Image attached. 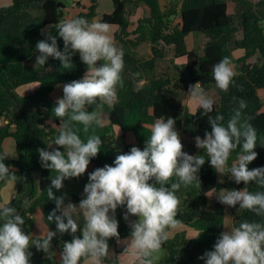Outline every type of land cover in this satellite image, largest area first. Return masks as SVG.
Segmentation results:
<instances>
[{
  "label": "trees",
  "instance_id": "obj_1",
  "mask_svg": "<svg viewBox=\"0 0 264 264\" xmlns=\"http://www.w3.org/2000/svg\"><path fill=\"white\" fill-rule=\"evenodd\" d=\"M109 1L113 5L112 12L103 14L98 20L118 27L114 38L124 52L125 68L122 73L123 87L117 88L118 100L114 109L107 105L91 106L92 110L102 111L110 120L106 127L95 129V134L101 136L103 143L98 156L90 161L92 171L106 164L113 165L116 155L130 151L132 146L120 144L126 133H131L135 146L143 150L150 135V125L160 118L172 117L176 120L183 151L190 155L202 154L203 150L195 146V137L203 138L211 130L208 116L202 115V110L198 109L190 112L182 104L189 83L197 82L213 94L212 116L223 114L227 119L232 109L238 106L233 97L237 102L240 99L246 101L245 113L254 117L251 123L257 131L255 151L258 153L257 159L248 167H264V0H168L165 10H161L158 0ZM138 5L145 6L148 14L138 19L135 28L128 31L130 6L135 8ZM96 8L97 0H91L90 5L82 7V11L74 17L91 21L97 16ZM64 9L65 4L61 0H11L10 5L0 7V154L4 140L11 138L17 157L14 160L5 159L4 163L17 178L27 183L26 193L11 200L12 206L25 216L23 226L26 228L33 224L31 215L34 211L42 212V219L46 222V217L55 209V201L47 198V189L56 173L42 167L37 151H51L57 147L48 148L57 135V129L51 127L49 121L57 126L60 123L52 113L55 101L50 93L57 85L81 79L87 67L80 55L74 53L70 69H64L59 60L51 57L44 67L33 69L35 57L39 54L35 46L46 38L49 31L56 36L58 47L63 51L62 38L50 26L65 18ZM177 18L179 22L174 24ZM190 34H200L205 38L201 48L187 47L186 37ZM141 42L151 45L149 60L136 58L133 49ZM166 47H171L174 59L184 58L185 62L180 67L184 77L175 79L169 73H159L157 77L147 79V73L154 72L158 62L164 60ZM236 50L242 51V54L234 58ZM255 54L259 56V63L249 64L248 59ZM223 57L230 58L237 73L228 92L219 90L212 78L213 65ZM174 68L179 70L178 66ZM137 72L141 74L139 77L133 75ZM30 84H36L38 88L25 95L17 93L18 88ZM77 127L81 129V137L85 138L82 126ZM116 129L121 131L120 135L116 134ZM60 150L63 151L62 148ZM197 175L200 187L194 183L187 189L182 186L177 192L181 200L177 219L182 220L184 225L197 223L202 233L198 239L187 240L184 234L170 238L163 245L164 253L157 264H206L205 259L200 257L214 250V244L223 232L226 214L225 206L217 199L210 207L207 193L245 187L243 182L236 184L230 174L221 183L219 174L208 161ZM2 184L0 182V186ZM249 189L254 191L256 186L251 184ZM53 193L60 197L62 189L53 188ZM23 198L29 201L26 209L21 207ZM238 209L239 205L231 208L235 223L241 219H260L248 211L238 212ZM125 211L126 208H118L115 213L121 239L128 237L131 231L128 222L123 219ZM135 219L130 217V220ZM48 227L56 231L54 222ZM82 227L81 222L77 235L81 234ZM71 239L70 234L57 232L52 246L62 248V243ZM114 240L110 238L108 244ZM31 252L30 264H54L47 257ZM55 264L59 262L55 260Z\"/></svg>",
  "mask_w": 264,
  "mask_h": 264
},
{
  "label": "clouds",
  "instance_id": "obj_2",
  "mask_svg": "<svg viewBox=\"0 0 264 264\" xmlns=\"http://www.w3.org/2000/svg\"><path fill=\"white\" fill-rule=\"evenodd\" d=\"M50 28L62 38L63 51L49 31L35 46L39 54L33 69L44 67L50 57L59 60L64 69H70L72 55L78 52L87 71L81 79L63 84V95L55 101L52 113L60 123L57 126L49 121L57 129V135L48 146L57 147L51 151L37 150L42 167L56 173L47 189V198L55 201V209L46 222L33 218L40 229L36 235L22 230L25 216L12 206L11 200L0 202V264H30L33 246L55 264L57 253L52 250V241L57 232L72 236L62 243L59 264H156L163 245L184 227V222L177 219L181 205L177 192L194 183L200 187L197 174L206 161L217 174H230L236 184L245 185L239 190L221 189L215 194L218 201L229 207L239 205L238 212L248 211L260 219H241L235 223L234 218L227 216L222 224L225 230L217 238L214 250L200 259H205L206 264H264V167H248L258 156L257 131L251 123L254 117L245 113L246 101L237 102L235 97L233 101L238 106L227 119L223 114L210 115L215 101L200 82L189 85L187 100L189 107L208 116L211 130L203 138L195 137V146L203 150L202 154L183 151L176 120L160 118L150 125L143 150L132 146L129 152L116 155L114 166L106 164L88 174L79 204L65 203V196L54 195L53 188L60 190L66 179L85 174L90 161L98 156L103 142L95 129L106 127L110 120L91 106L107 105L114 109L117 88L123 87L125 64L124 52L117 47L111 26L106 22L73 16ZM236 75L228 57L213 65L212 78L222 92H228ZM78 125L82 126L85 138L79 134ZM7 156L10 155L0 154V182L11 185L17 175L4 163ZM251 184L256 190L249 189ZM21 207H29L27 198L22 199ZM118 208H126L123 219L131 230L123 240L115 216ZM52 222L56 231L48 227ZM81 222V234L77 235ZM201 233L191 232L187 240L198 239ZM110 238L123 245L121 254L110 253Z\"/></svg>",
  "mask_w": 264,
  "mask_h": 264
},
{
  "label": "crops",
  "instance_id": "obj_3",
  "mask_svg": "<svg viewBox=\"0 0 264 264\" xmlns=\"http://www.w3.org/2000/svg\"><path fill=\"white\" fill-rule=\"evenodd\" d=\"M91 1V0H90ZM161 10L165 9L166 6H162V3L164 4V2L162 0H158ZM111 2V1H110ZM11 4V0H0V7L2 6H8ZM65 4V3H64ZM89 2L87 4L81 3L80 0H70V3L65 4V9H64V16L65 18L67 17H73L75 15H77L79 12L82 11V7L87 8L89 6ZM168 6V5H167ZM113 10V5L111 3L110 8L106 7L104 11L100 12L97 10L96 8V13L97 16L94 17L92 20H98L103 14H109L111 13ZM148 14L147 8L143 5H138L137 7H132L130 6V11L128 14V21H129V29L128 31L132 30L135 28L136 23L138 21V19L146 17ZM179 22V18H177L174 21V24ZM111 26V31L113 32V38L114 35L117 33L118 31V27L114 26V25H110ZM189 36V35H188ZM191 36H201V41H203V44L205 42V38L200 35V34H190L189 38H191ZM187 38V37H186ZM188 38V39H189ZM115 43L120 46L121 49V45L116 42L115 38H114ZM187 43V47H188V40L186 41ZM203 45H201L202 47ZM170 48L171 47H166ZM194 49V48H191ZM136 58L140 59V60H149L152 56L151 54V45L148 42H141L139 43L134 49H133ZM77 53V52H76ZM78 54V53H77ZM241 55V53L238 54L237 57H239ZM234 57V56H233ZM236 58V57H234ZM183 60V62H181L180 67L182 66V64L185 62L184 58H180ZM180 59H174L173 57H171V59H168L166 56L164 58V60L159 61L158 63H161L164 61V70L162 73H169V75L171 74V68H174V66H177L176 63H179ZM176 70V69H175ZM152 72V71H151ZM155 71L153 72V76L155 75V77H157L158 73L154 74ZM31 85V84H30ZM30 89L29 91L26 92H18V94L20 95H25L29 92H32L34 90H36L38 88V86L35 84V86H29ZM62 85H57L53 91L50 93V97L52 98L53 101H56L57 98L61 97V92H62ZM57 94V96H55ZM120 135V134H119ZM127 136V135H126ZM124 135V140L123 142H120L121 145H124L127 143H125L127 140V138ZM132 138L134 139V136L131 134ZM131 138V139H132ZM129 143V142H128ZM131 144L130 146H135V141L134 144H132L131 142L129 143ZM48 148H54V145H52L51 147L48 146ZM7 153L10 156H7L5 159L6 160H14L16 159L17 155L15 152V144L14 141L11 138H7L4 140L3 144H2V154ZM92 172V165L88 166L87 171L85 172V174H83L82 176H80L79 178H70V179H66L63 183L64 186L62 188V193L61 196H65V203H68L69 201L75 204H79V201L83 198L84 193H83V189L84 186L88 183V174ZM27 183L24 179L22 178H17L16 182L14 184H6L3 183L0 186V202H3L5 200H13L14 198L23 195L24 193H26L27 191ZM41 213L39 210L34 211V213L31 215V218L33 220V218L35 217L36 220H43L42 219V215H37ZM32 232L33 234L38 235L40 229L38 228L37 224L33 221V224L30 228H27V232ZM125 238H122L121 240H123ZM110 251L112 249H114V253L115 255H119L122 253L123 251V245L122 244H118L117 241L113 242V245L109 247ZM52 250L55 251L57 253V256L55 257V260L57 262H59V253L62 251V248L60 247H54L52 246ZM30 251H34V253H36L37 255H42L45 256V253H43L42 251H38L34 246L30 248ZM113 259L115 258V256L112 257ZM157 264V261H156Z\"/></svg>",
  "mask_w": 264,
  "mask_h": 264
},
{
  "label": "rangeland",
  "instance_id": "obj_4",
  "mask_svg": "<svg viewBox=\"0 0 264 264\" xmlns=\"http://www.w3.org/2000/svg\"><path fill=\"white\" fill-rule=\"evenodd\" d=\"M61 1H62L63 3H65V4L70 3V0H61ZM162 1L164 2V4L162 3V6H163V7L168 5V0H162ZM80 2H81V3H84V4H87V3L89 2V4H90V0H80ZM110 6H111V2H110L109 0H97V10L100 11V12L104 11L106 7H109V8H110ZM163 10H165V9H163ZM91 21H92V20H91ZM112 33H113V32L111 31V34H112ZM112 36H113V34H112ZM189 36H190V35H189ZM189 36H187V38H186V41L188 40V48H189V49H191V48H194V49H199V48H201V45H203V41L200 40V39H201V36H194V37L191 36V38H189ZM188 38H189V39H188ZM186 43H187V42H186ZM116 45H117V44H116ZM117 47L120 48V46H118V45H117ZM77 53H78V52H77ZM165 53H166V57H167L168 59H171V57H172L171 49H170V48H167V49L165 50ZM239 53L242 54V51L236 50V51L233 52V56H234V57H237ZM78 54H79V53H78ZM181 62H183L182 59L179 60V63H176V65L179 67V70H175V68H171V74L174 75V78H175V79H176V78H177V79H180V78H183V77H184L183 74L181 73V68H180ZM247 62H248L249 64L259 63V56H258L257 54H255L254 56L250 57V58L248 59ZM164 64H165L164 61L161 62V63H159V64L157 65V67L155 68V73H154V74H156V73H158V74H159V73H162L163 70H164ZM234 68H235V66H234ZM86 71H87V67H86ZM154 76H155V75H154ZM151 78H153V72H149V73H147V79H151ZM189 85H193V84H192V83H189ZM189 85H188V90H189ZM29 86H35V84L22 86V87L18 88L17 91H18V92H26V91H29V89H30ZM188 90H187V92H188ZM187 92H186L185 96L183 97L182 104H183V106H184L188 111H190V112H194L195 109L189 107V105H188ZM208 94L210 95L211 98H213V94H212V92H208ZM261 94H262V93H260V96H262ZM55 96H57V94H56ZM116 134H117V135L121 134V131H119L118 129H116ZM126 135H127V136H126ZM125 136H126L125 139L127 138V140H128V141L125 142V143H127V145H131V144H129L130 142H131L132 144H134V139L132 138L131 133H126ZM131 138H132V139H131ZM185 139H186L187 141H190L189 138H185ZM128 142H129V143H128ZM227 175H229V174H224V175H220V174H219V176H218L219 181H222L224 178H226ZM211 194H213V195H212V196H209V205H210V207H212V203H213L214 199H217V197H216L215 194H218V193H211ZM217 200H218V199H217ZM224 206H225V209H226L225 218H226L227 216L233 218V213H232V211H231V208H232V207H229V206H226V205H224ZM224 230H225V229L223 228V231H224ZM191 232H199V229H198V225H197V223L193 222V223H191V224H189V225H184V227H183L182 229L177 230L176 232H174L173 237H174L176 234H184V236H185L186 238H188V236H189V234H190ZM114 241H116V240H114ZM114 241L110 242L109 247L113 245V242H114ZM112 252H114V249H112V250L110 251V253H112ZM163 253H164V252H163V250H162L161 256L163 255Z\"/></svg>",
  "mask_w": 264,
  "mask_h": 264
},
{
  "label": "water",
  "instance_id": "obj_5",
  "mask_svg": "<svg viewBox=\"0 0 264 264\" xmlns=\"http://www.w3.org/2000/svg\"><path fill=\"white\" fill-rule=\"evenodd\" d=\"M22 230L26 232L27 228L25 226H22Z\"/></svg>",
  "mask_w": 264,
  "mask_h": 264
},
{
  "label": "built area",
  "instance_id": "obj_6",
  "mask_svg": "<svg viewBox=\"0 0 264 264\" xmlns=\"http://www.w3.org/2000/svg\"><path fill=\"white\" fill-rule=\"evenodd\" d=\"M194 85V84H193Z\"/></svg>",
  "mask_w": 264,
  "mask_h": 264
}]
</instances>
